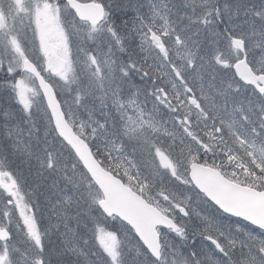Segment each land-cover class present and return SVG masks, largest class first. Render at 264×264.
Segmentation results:
<instances>
[{"label":"snow or ice","instance_id":"snow-or-ice-1","mask_svg":"<svg viewBox=\"0 0 264 264\" xmlns=\"http://www.w3.org/2000/svg\"><path fill=\"white\" fill-rule=\"evenodd\" d=\"M0 264H264V0H0Z\"/></svg>","mask_w":264,"mask_h":264}]
</instances>
